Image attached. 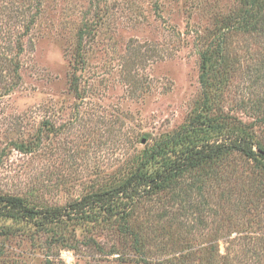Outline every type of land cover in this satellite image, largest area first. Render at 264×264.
Listing matches in <instances>:
<instances>
[{"label": "rangeland", "instance_id": "374dc122", "mask_svg": "<svg viewBox=\"0 0 264 264\" xmlns=\"http://www.w3.org/2000/svg\"><path fill=\"white\" fill-rule=\"evenodd\" d=\"M239 8L0 0V196L69 207L116 187L197 115L227 120L264 157V37L219 38ZM219 41L224 61L212 64L204 113L200 54ZM261 156L189 171L116 216L95 211L45 230L0 220V264H264Z\"/></svg>", "mask_w": 264, "mask_h": 264}, {"label": "trees", "instance_id": "16d2710c", "mask_svg": "<svg viewBox=\"0 0 264 264\" xmlns=\"http://www.w3.org/2000/svg\"><path fill=\"white\" fill-rule=\"evenodd\" d=\"M239 1V10L224 19L219 38L224 41V36L233 32L264 37V0ZM223 43H217V51L208 45V49L200 54L199 84L204 113L210 112L207 84L217 69L213 70L212 64L224 61ZM254 147L252 138L237 127H230L227 120L197 115L172 136L144 151L145 159L116 187L86 195L69 207L32 206L21 197L3 195L0 196V220L33 223L39 230H45L48 225L65 224L73 219L88 220L95 211L116 216L119 214L118 205H124L122 202L132 204L141 196L161 191L189 171L221 162L233 154L255 160L261 155L254 151Z\"/></svg>", "mask_w": 264, "mask_h": 264}]
</instances>
